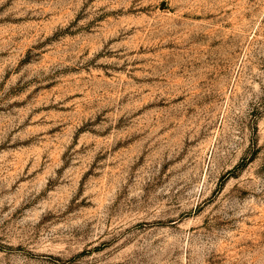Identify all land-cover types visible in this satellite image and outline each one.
Returning <instances> with one entry per match:
<instances>
[{
    "label": "rangeland",
    "instance_id": "374dc122",
    "mask_svg": "<svg viewBox=\"0 0 264 264\" xmlns=\"http://www.w3.org/2000/svg\"><path fill=\"white\" fill-rule=\"evenodd\" d=\"M0 264H264V0H0Z\"/></svg>",
    "mask_w": 264,
    "mask_h": 264
},
{
    "label": "trees",
    "instance_id": "16d2710c",
    "mask_svg": "<svg viewBox=\"0 0 264 264\" xmlns=\"http://www.w3.org/2000/svg\"><path fill=\"white\" fill-rule=\"evenodd\" d=\"M243 165H241V166H239L238 168L236 167L235 169H239V168H241Z\"/></svg>",
    "mask_w": 264,
    "mask_h": 264
}]
</instances>
